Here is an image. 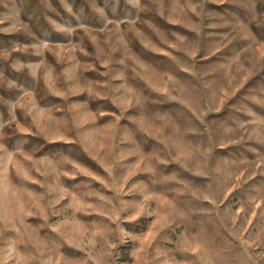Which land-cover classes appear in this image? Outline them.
Returning <instances> with one entry per match:
<instances>
[{"label":"rangeland","instance_id":"rangeland-1","mask_svg":"<svg viewBox=\"0 0 264 264\" xmlns=\"http://www.w3.org/2000/svg\"><path fill=\"white\" fill-rule=\"evenodd\" d=\"M0 264H264V0H0Z\"/></svg>","mask_w":264,"mask_h":264}]
</instances>
